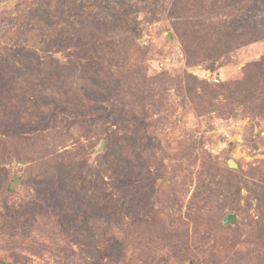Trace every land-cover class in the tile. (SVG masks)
<instances>
[{"label": "rangeland", "instance_id": "rangeland-1", "mask_svg": "<svg viewBox=\"0 0 264 264\" xmlns=\"http://www.w3.org/2000/svg\"><path fill=\"white\" fill-rule=\"evenodd\" d=\"M3 263L264 264V0H0Z\"/></svg>", "mask_w": 264, "mask_h": 264}, {"label": "water", "instance_id": "water-1", "mask_svg": "<svg viewBox=\"0 0 264 264\" xmlns=\"http://www.w3.org/2000/svg\"><path fill=\"white\" fill-rule=\"evenodd\" d=\"M103 144H104V141H101L98 149H102ZM228 165L231 166V167H234V166L236 167L237 166L236 162L233 159H229L228 160ZM21 181H22L21 178L19 176L15 175L13 177V180H12L11 184H10V188L13 189L16 186V184L21 183ZM223 222L224 223H234L235 222V215L233 213H226L223 216Z\"/></svg>", "mask_w": 264, "mask_h": 264}, {"label": "built area", "instance_id": "built-area-1", "mask_svg": "<svg viewBox=\"0 0 264 264\" xmlns=\"http://www.w3.org/2000/svg\"><path fill=\"white\" fill-rule=\"evenodd\" d=\"M206 79L210 82H219L220 78L216 72H208Z\"/></svg>", "mask_w": 264, "mask_h": 264}, {"label": "trees", "instance_id": "trees-1", "mask_svg": "<svg viewBox=\"0 0 264 264\" xmlns=\"http://www.w3.org/2000/svg\"><path fill=\"white\" fill-rule=\"evenodd\" d=\"M131 73H133V72H131ZM144 84V83H143ZM143 87V86H142ZM143 90H148L149 89V87H148V85H145L143 88H142ZM11 188L9 187V190H10Z\"/></svg>", "mask_w": 264, "mask_h": 264}]
</instances>
